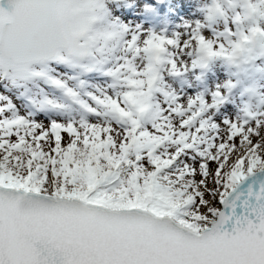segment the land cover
<instances>
[{"label": "rangeland", "instance_id": "1", "mask_svg": "<svg viewBox=\"0 0 264 264\" xmlns=\"http://www.w3.org/2000/svg\"><path fill=\"white\" fill-rule=\"evenodd\" d=\"M74 2H58L67 50L0 66V186L200 231L217 197L264 168V0H116L147 27L124 46L100 18L75 40L61 10ZM113 76L122 90L106 98Z\"/></svg>", "mask_w": 264, "mask_h": 264}, {"label": "water", "instance_id": "2", "mask_svg": "<svg viewBox=\"0 0 264 264\" xmlns=\"http://www.w3.org/2000/svg\"><path fill=\"white\" fill-rule=\"evenodd\" d=\"M58 1L0 0L2 68L68 49ZM0 264H264V168L237 181L199 232L138 208L0 186Z\"/></svg>", "mask_w": 264, "mask_h": 264}, {"label": "bare ground", "instance_id": "3", "mask_svg": "<svg viewBox=\"0 0 264 264\" xmlns=\"http://www.w3.org/2000/svg\"><path fill=\"white\" fill-rule=\"evenodd\" d=\"M98 2L99 4L97 8H99V12L103 11L104 13L103 15H99V17L97 16V14L95 17L92 9L88 8L89 4L92 5L94 3V0H75L72 7H61L62 12L66 15L69 14L70 19L75 24L74 26H70L71 30H75V40H78L80 37L85 35L89 28L95 25L97 20L99 21V18L101 19L100 24L105 26L106 30H109L110 32L112 31L114 37L116 36L117 42H119L122 46H124V44L129 40L134 39V37H136L137 32L146 30L147 27L145 25L136 23L134 19H125L124 14L121 11L123 10V6L118 4L116 0H98ZM165 31L167 33L172 32L171 28ZM181 33H183V30L178 32V37H181ZM171 34L173 36V32ZM175 38L177 39V36H174V38L171 39ZM150 64L155 68L157 64L156 58H152L150 60ZM134 70L135 73H133L131 77L141 81L143 78L146 79V77H148L150 74L145 63H140L138 66H136ZM116 78H120V76H113L112 79L110 77H107V80H112L111 82L115 80L116 85L113 89V92L110 90H104L103 93L106 98H110L121 93L122 80ZM144 84L146 86L149 83L144 82ZM91 87L93 88V85H91ZM141 87L144 86L142 85ZM141 87L139 86V89ZM257 170H254L253 168L248 169L247 171L241 174L240 179L248 175L250 172H254ZM234 183L235 182H233V184L226 189L223 195H225V193L227 194L233 188L232 186H234ZM223 195L216 198L217 207L220 206V203L224 198Z\"/></svg>", "mask_w": 264, "mask_h": 264}]
</instances>
